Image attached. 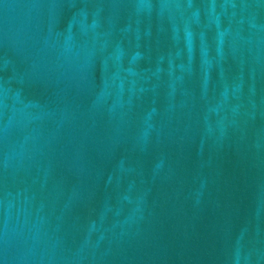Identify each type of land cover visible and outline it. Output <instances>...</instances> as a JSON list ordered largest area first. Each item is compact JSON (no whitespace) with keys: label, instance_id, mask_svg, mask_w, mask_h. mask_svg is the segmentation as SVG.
I'll return each instance as SVG.
<instances>
[{"label":"water","instance_id":"water-1","mask_svg":"<svg viewBox=\"0 0 264 264\" xmlns=\"http://www.w3.org/2000/svg\"><path fill=\"white\" fill-rule=\"evenodd\" d=\"M0 264H264V0H0Z\"/></svg>","mask_w":264,"mask_h":264}]
</instances>
